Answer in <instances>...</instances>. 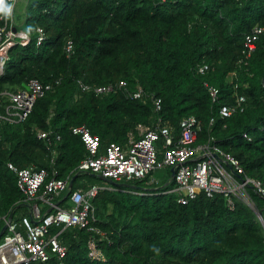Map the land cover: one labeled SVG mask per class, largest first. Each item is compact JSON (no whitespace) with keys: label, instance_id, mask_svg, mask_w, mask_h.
I'll return each mask as SVG.
<instances>
[{"label":"trees","instance_id":"16d2710c","mask_svg":"<svg viewBox=\"0 0 264 264\" xmlns=\"http://www.w3.org/2000/svg\"><path fill=\"white\" fill-rule=\"evenodd\" d=\"M29 3L28 31H21L32 40L11 50L0 95L28 90L34 79L52 89L36 101L26 121L1 124L0 231L4 218L16 217L25 199L9 163L47 169L46 183L55 172L63 180L76 176L72 191L78 189L77 179L87 174L77 171L87 149L73 132L77 126L88 127L105 148L127 145L131 133L139 137V125L152 124L157 116L178 136L181 120L194 115L202 126L197 144L215 137L219 147L240 159L247 176L264 182V35L248 63L243 54L246 37L264 26V0ZM38 28L46 34L40 45ZM204 66L209 69L201 72ZM121 81L132 92L142 88L144 99H132L123 89L97 94L81 87ZM211 87L218 91L216 101ZM152 96L162 100L158 115ZM239 97H245L241 107L223 117L221 106H237ZM8 103L4 97L0 113H6ZM40 131L52 132V147L38 136ZM157 147L161 152L164 141ZM169 171L165 184L151 179L156 171L101 190L93 224L103 235L68 228L60 235L66 256L32 264H264V224L255 212L264 218L263 196L250 189L255 208L236 198L231 209L224 194L205 192L184 204L173 191L175 182L169 183ZM65 202L69 206V196ZM91 236L104 261L89 256Z\"/></svg>","mask_w":264,"mask_h":264},{"label":"built area","instance_id":"2783aa9c","mask_svg":"<svg viewBox=\"0 0 264 264\" xmlns=\"http://www.w3.org/2000/svg\"><path fill=\"white\" fill-rule=\"evenodd\" d=\"M7 2L13 5V11L10 18L0 16L3 23L0 26V76L4 75L11 61V50L17 45L27 46L32 40L29 34L17 27L14 18L17 0ZM37 34V42L40 45L46 40V34L42 28L37 29ZM263 35L264 26H258L246 37L243 51L246 63ZM72 48L73 44L69 42L67 51L70 53ZM208 69V66H204L201 72ZM81 87L83 91L94 90L97 94L123 89L130 98L139 100L145 96L142 88L130 91L125 81L117 85L91 87L82 84ZM51 89V85L45 86L34 79L29 83L28 90L4 92L0 95V105L4 102V97L9 103L6 105V113H0V127L3 122L26 121L36 101ZM210 93L216 101L217 89L211 87ZM152 101L158 115L162 111V100L153 97ZM244 101L245 97H239L237 106H221L220 114L223 117L232 116ZM201 128L199 119L192 115L181 120L179 134L176 136L174 129L164 123L161 116H157L152 124L139 125V137L131 133L127 145L110 144L103 148L101 139L92 134L88 127H74L73 132L82 137L87 149V156L77 171L91 172L121 182L143 180L160 169H175V177L172 176L169 183L175 182L176 188L173 191L181 195V203L186 204L200 192H205L209 197L224 194L231 209L236 206V198L255 208L250 189L264 197V182L247 176L240 159L219 147L215 137H210L203 144H197ZM38 136L48 140V145L53 146L54 143L50 139L52 132L40 131ZM245 137L248 136L245 134ZM57 139L60 140V137ZM160 140L164 141V149L161 152L157 147ZM55 157L53 156V162ZM9 168L18 176V186L25 194L23 203L28 205L29 212L18 218L13 216L12 220H9V217L4 218L8 229L0 240V264L45 263L55 255L64 258L67 247L62 244L60 235L68 228L85 229L103 235L93 223L97 220L94 200L104 187L91 185L86 189L72 191L69 187L70 179H58L57 172L46 183L49 173L45 168L30 166L20 169L13 163H9ZM44 185L45 188L41 192ZM108 189H112V186ZM66 191L69 192L70 199L68 207L61 206L57 200ZM260 216L264 221L262 214ZM54 229L60 231L55 234L52 232ZM88 244L89 256L93 260L104 261L105 256L99 249L95 236L90 237Z\"/></svg>","mask_w":264,"mask_h":264},{"label":"rangeland","instance_id":"374dc122","mask_svg":"<svg viewBox=\"0 0 264 264\" xmlns=\"http://www.w3.org/2000/svg\"><path fill=\"white\" fill-rule=\"evenodd\" d=\"M28 0H19V2H16V7H15V13H14V18L16 21V24L19 25V29L20 30H25L28 31L27 26L25 25V20H26V14H27V8L30 5L26 4ZM170 175V171L167 169H162L157 171L153 176H152V180H156L158 183L161 184H165L167 181V178ZM87 181L89 183H98V184H105L106 182L104 180H102L100 177H87L86 178ZM79 182L82 180H78ZM24 208H20L19 211H17V213L15 214L16 217H18V215L20 213H23Z\"/></svg>","mask_w":264,"mask_h":264},{"label":"crops","instance_id":"0c3cea01","mask_svg":"<svg viewBox=\"0 0 264 264\" xmlns=\"http://www.w3.org/2000/svg\"><path fill=\"white\" fill-rule=\"evenodd\" d=\"M17 2H19V0H17ZM26 4H29V0L26 2ZM160 170H162V169H160ZM159 171V170H158ZM87 175V176H86ZM86 175H83V176H81V177H79L80 179H77V180H82V181H77V184H78V189H86V188H83V187H89V186H91V185H99V186H101V187H104V188H108V187H110V186H113V185H111V184H109L108 182H106L105 184H103V185H101V184H98V183H89L88 181H87V177L89 178V176H92V175H90V174H86ZM92 177H97V176H92ZM99 177V176H98ZM101 178V177H100ZM73 179V178H72ZM72 179H70V182H71V180ZM76 180V179H75ZM103 180V179H102ZM75 182V181H74ZM70 191V190H69ZM69 196V192H68V195L66 196V195H64V193L61 195V197L58 199V201H59V203L61 204L62 202V204H61V206H65V207H68V204L65 202V199H66V197H68ZM70 200V199H69ZM69 203V202H68ZM70 205V204H69ZM20 208H24V211H23V213H20L19 215H18V217H21L22 215H25V214H27L28 212H29V207H28V205H25V204H23V205H21V206H19V208H18V211H19V209ZM17 217V218H18ZM4 227V226H3ZM2 230V229H1ZM1 232V231H0Z\"/></svg>","mask_w":264,"mask_h":264},{"label":"water","instance_id":"95a60500","mask_svg":"<svg viewBox=\"0 0 264 264\" xmlns=\"http://www.w3.org/2000/svg\"><path fill=\"white\" fill-rule=\"evenodd\" d=\"M16 30H17V28H15V31H16ZM171 172H172V176L175 177V169H171ZM88 174H90V175H92V176H98V175H96V174H94V173H91V172L88 173ZM99 177H101V176H99ZM75 179H76V176L71 180L70 185H69L70 188L73 187ZM101 179H103L104 181L108 182L109 184H111V185H113V186H116V187L121 186V184H120L119 182H116V181H114V180L111 179V178L101 177ZM128 186H130V187H134V186H132V185H128ZM255 212H256L257 216L260 218V220H261L262 223H263L264 221L262 220V218H261V216H260V215H261L260 212H259L258 210H255ZM13 216H14V213H12V214L9 216V220H12ZM263 224H264V223H263ZM7 229H8V226H7V224H5L4 227L2 228L1 232H0V240H1V238L4 236V234L6 233Z\"/></svg>","mask_w":264,"mask_h":264},{"label":"clouds","instance_id":"9594fccd","mask_svg":"<svg viewBox=\"0 0 264 264\" xmlns=\"http://www.w3.org/2000/svg\"><path fill=\"white\" fill-rule=\"evenodd\" d=\"M13 11V5L8 3L7 0H0V16L10 18ZM31 29H29L30 31Z\"/></svg>","mask_w":264,"mask_h":264},{"label":"bare ground","instance_id":"6f19581e","mask_svg":"<svg viewBox=\"0 0 264 264\" xmlns=\"http://www.w3.org/2000/svg\"><path fill=\"white\" fill-rule=\"evenodd\" d=\"M84 174V173H83Z\"/></svg>","mask_w":264,"mask_h":264}]
</instances>
